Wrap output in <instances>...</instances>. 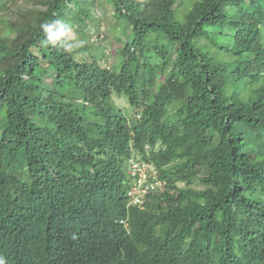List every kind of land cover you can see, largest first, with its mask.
Listing matches in <instances>:
<instances>
[{"label":"trees","instance_id":"1","mask_svg":"<svg viewBox=\"0 0 264 264\" xmlns=\"http://www.w3.org/2000/svg\"><path fill=\"white\" fill-rule=\"evenodd\" d=\"M0 16L4 264H264V0H0ZM53 20L71 51L44 42ZM132 159L167 181L143 208Z\"/></svg>","mask_w":264,"mask_h":264},{"label":"clouds","instance_id":"2","mask_svg":"<svg viewBox=\"0 0 264 264\" xmlns=\"http://www.w3.org/2000/svg\"><path fill=\"white\" fill-rule=\"evenodd\" d=\"M40 28L43 31V34L45 36V43L50 44V45H57L59 44L61 47H63L66 51H71L72 50V45L69 43L70 40L75 38V34L73 33L72 29L70 26L65 25L61 20H53L51 22H45L40 25ZM138 165L143 168H149L151 167L155 172H156V177L152 178L149 174H147L146 177V184H151L153 185V189L150 190V192H155L156 190L163 191L164 187L167 184V181L159 175L157 170L154 168V166L151 163H145V162H139L136 160H130V169L132 171V177L135 178V186L137 185V182L141 179L134 171L133 166ZM149 166V167H148ZM129 192L126 193V196L129 198V201L133 203V199L131 196L128 194ZM144 198L143 196L140 200H142L139 203H134L137 204L140 208H143L140 204L144 203ZM121 224H124L127 226L126 222H121ZM0 264H4V261L2 258H0Z\"/></svg>","mask_w":264,"mask_h":264},{"label":"built area","instance_id":"3","mask_svg":"<svg viewBox=\"0 0 264 264\" xmlns=\"http://www.w3.org/2000/svg\"><path fill=\"white\" fill-rule=\"evenodd\" d=\"M149 167V166H148ZM135 173L141 178L138 182L137 185L133 188L131 192H129V196L132 197L133 203H139L140 199L145 196L150 190L153 189V185L151 184H146V177L147 174H149L152 178L156 177V172L149 167L143 168L138 165L133 166ZM136 192V194H135Z\"/></svg>","mask_w":264,"mask_h":264},{"label":"rangeland","instance_id":"4","mask_svg":"<svg viewBox=\"0 0 264 264\" xmlns=\"http://www.w3.org/2000/svg\"><path fill=\"white\" fill-rule=\"evenodd\" d=\"M26 6H27L26 4H23L21 7L25 9ZM181 9H183V8H181ZM26 10H27V9H26ZM180 15H181V12H180ZM0 17H1V16H0ZM3 18H4V17H3ZM2 28H3V24L0 23V33H1V34H3Z\"/></svg>","mask_w":264,"mask_h":264}]
</instances>
